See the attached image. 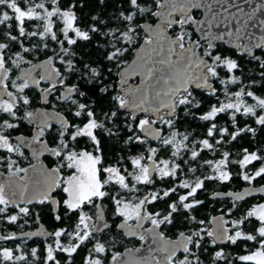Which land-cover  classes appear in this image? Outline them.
<instances>
[{
	"label": "snow or ice",
	"instance_id": "obj_1",
	"mask_svg": "<svg viewBox=\"0 0 264 264\" xmlns=\"http://www.w3.org/2000/svg\"><path fill=\"white\" fill-rule=\"evenodd\" d=\"M88 2L70 0L65 6V0H0V168L6 165L10 177L23 181L0 183V264H75L78 250L89 244L83 264H104L108 249L101 234L111 229L105 220L106 201L114 206V216L122 218L117 228L139 234L141 241L146 236L153 238L156 248L134 264H204L202 256L209 248L210 264H233L225 248L239 246L238 242L259 246L255 252L240 256V261L264 264V203L235 216L238 202L249 194L247 190L243 195L223 194L233 203L211 218V229L202 227L205 220L193 214L205 204L198 192L207 190L206 181L230 182L234 166L240 169L236 175L249 185L264 179V147L259 141L254 148L249 141V147H243L236 159L230 151H220L238 138L247 140L250 135L256 140L257 128L264 132V0H154L161 11L144 6L146 0H95L98 11L87 18L83 12ZM109 7L112 11L105 16ZM197 9L204 10V21L194 18L193 10ZM146 13L162 17L164 28L140 23L139 18ZM193 25L207 41L202 54L196 51L201 42L192 40L187 31ZM221 26L224 31H213ZM166 29L175 34L169 37ZM141 31L145 36L136 49L138 58L125 67L126 54L136 45ZM226 37L240 58L217 51L214 41ZM93 41L102 57L95 65L76 51L82 47L80 42ZM41 55L46 59L33 63V58ZM105 62L119 70L120 91L111 96L110 110L99 119L80 81L95 85L101 94L109 93L110 86L103 83L107 79ZM56 63L65 66L63 71ZM37 68L41 69L39 78L33 75ZM106 71L111 74L112 68ZM133 76L141 77L140 85L129 84ZM72 77L76 83L71 82ZM42 81L48 86L41 88ZM33 88L39 89L43 104L60 89L55 99L67 112L55 114L54 147L41 139L53 127L50 115L39 113L40 125L31 143L39 144L53 157L55 166H31L32 175L25 180L19 174H28L29 168L20 167L13 155L23 156L21 148L29 141L13 133L20 130L22 122L35 123L36 114L29 110L32 99L26 91ZM202 105L207 106L206 111H201ZM137 113L147 115L140 118ZM184 117L199 121L197 127L206 131L196 135L181 131L179 124ZM225 117L221 125L219 120ZM106 141H113L108 154L111 161L105 153ZM137 145L147 147L133 154ZM162 152L170 153L169 158L160 159ZM204 152L219 153L221 158L204 160ZM205 166L214 174L196 176ZM65 168L72 170L71 174L61 179ZM189 173L195 178L190 179ZM180 189L186 190L184 194ZM254 190L264 191V186ZM220 195L213 193V198ZM160 202L166 207L154 210ZM36 205L46 206L58 223H72L52 232L21 236L8 228L22 227L18 222L30 217ZM36 215L39 220V213ZM180 217L186 224L201 227L179 231L175 240L167 239L161 226H175ZM130 220L136 224L130 225ZM145 221L150 228L143 227ZM31 236L45 238L43 256L37 248L25 254L22 237ZM158 254H163L161 259H157ZM111 260L116 264L119 254H113Z\"/></svg>",
	"mask_w": 264,
	"mask_h": 264
},
{
	"label": "trees",
	"instance_id": "obj_2",
	"mask_svg": "<svg viewBox=\"0 0 264 264\" xmlns=\"http://www.w3.org/2000/svg\"><path fill=\"white\" fill-rule=\"evenodd\" d=\"M70 2V0H65V6H67V3ZM152 5V6H151ZM144 6L146 7H152V11H158L159 9H157L155 7V2L154 0H146ZM98 11V8L96 6L95 0H89L87 6L84 9L83 15H85L87 18H90V16L92 14H95V12ZM112 11V8L109 7L106 11H105V16L108 15V13H110ZM194 17L196 16L195 13H193ZM174 18H178V16H174ZM157 19L156 16H152L150 13H146L144 16L139 18V22L143 23V22H155V20ZM84 27H87V19L84 22ZM175 27V26H174ZM169 33H172L173 35L175 34L173 32L172 29H168ZM178 31V29H177ZM187 31L189 33H191V39L192 40H198L197 36L195 35L194 32H192V27L189 26L187 27ZM143 32L141 31L140 34V38L137 41L136 45H139V43L141 42V39L143 36H145L144 34H142ZM82 47L77 48V54L78 56L82 57L84 61H93L94 65L95 62L99 61L102 59V57L99 55L96 47H95V41H93L92 43H88V42H80ZM217 45V51H221L224 54H229L231 53L233 55L234 58H240V54L238 52L237 49H232V48H228L225 46V44H223L222 42H218L215 43ZM201 49H198L199 52L202 54L203 51V47L206 46V42H201ZM134 46V47H135ZM133 47V48H134ZM133 48L130 49L129 53L126 54V61L130 60L132 55H133ZM257 54H260V51L257 50ZM244 59H247V57H244ZM108 67L112 68V73L108 74L106 69ZM119 71L118 69H116L114 67V65H112L110 62H105L104 64V75L107 76V79H105L103 81L104 85H109L110 86V91L107 94H101L99 92L98 87H96L95 85H89L87 84L86 81H80V83L82 84V90H85L87 92V102L90 103H94V106L97 110V117L99 119H103V113L108 112L112 106V101H111V96L115 95L118 91V84H117V80H118V75H116L115 72ZM74 83L77 82L76 77H73ZM95 88V91H93L92 89ZM207 110V106L206 105H202V109L201 111H206ZM180 115L183 117L184 114L183 112L180 113ZM141 117V116H139ZM123 119V117L121 118ZM226 117L224 119H220L219 123L221 125L225 124L226 121ZM242 121L244 120L243 117L240 118ZM199 123V121H193L191 117H184V120L182 123L179 124V128L181 131H191L194 133V135L196 134H200L201 132L206 131L205 129H201L199 127H197V124ZM160 127H164L162 125H157ZM241 126H243V124H241ZM253 127H257L254 122L252 124ZM167 130L165 129V132ZM249 141H251L253 148L256 146L257 141L260 142L259 146L264 147V132H261L259 128H257V138L256 140H252L251 136L249 135L248 139H240L238 138L237 141H233L229 144H226L223 146V148L220 149V151H225L228 150L232 153V159H236L237 158V154L241 152V149L243 147H249ZM150 144H152L153 146H156L158 142H151L149 141ZM117 147H122L123 145H116ZM112 147H113V141H106V147H105V153L106 155H108L109 153H111L112 151ZM147 147V145L144 146H140L137 145L135 146V148L133 149V154H138L141 151L144 150V148ZM253 148H250V150H253ZM170 156V153H164L162 152L160 154V159H168ZM203 159L204 160H219L221 158L219 153H212V152H204L202 153ZM112 156L108 155V160L111 161ZM203 161L201 160L200 163H202ZM193 166H197L195 163L193 164ZM257 167H259V164L256 165ZM240 171L238 166H234L231 169V174H232V180L230 182H226V183H220L219 181L216 182H212V181H206V191H200L198 192V198L199 199H203L205 201V204L203 206H200L198 210L194 211L193 214L197 217V219H203L205 220V224L202 227H205L207 229H209V222H210V218L212 215L216 214V213H220L222 211H226L227 208L231 207L233 201L231 198H215L212 199L209 197L208 194H210L212 191L214 190H218V189H222V190H237L239 188H241L242 186L248 184L247 182L241 180L239 178L238 175H236V173H238ZM213 170L211 168H208L207 166H205L202 169H198L197 173L195 174L196 176H200L203 177L205 175H213ZM188 177L190 179H194L195 177L193 176V174L189 173ZM264 183V179H259L257 181H254L252 184H263ZM166 186H171V185H166ZM186 190L184 189H180L179 192L180 194H184ZM177 198L176 196L173 197V199ZM108 202V201H106ZM171 202V201H169ZM260 200H255L252 197H247L241 201L238 202V206H239V211L235 213V216H239L241 212H246L247 210H249L254 204L256 205L257 203H260ZM151 207V206H150ZM166 205L163 204L162 202L158 203L157 207L154 209L156 211H160L163 208H165ZM49 210H45L43 208L42 211H40V215H42L41 219L49 226L54 225V223H50L51 221V216L48 214ZM235 216L233 218H235ZM29 220L30 217H28ZM71 223V221H69L67 223V225ZM196 227H201V226H196V225H191V224H186L183 217H180L176 223L175 226L169 225L167 227L165 226H161V230L164 231L165 235L168 237H176L179 233V231H185L186 233L189 232L190 230L196 228ZM207 239V238H206ZM239 243V246H235V245H230L225 248V252L229 254V258L231 259V261L233 262V264H254V262H242L239 260V257L242 255L247 254L248 252L252 251L254 248H256L258 245L253 244L252 242H247V244L245 245V243ZM212 252V249L209 248V253L208 254H204L202 256V259L204 261V264H210V254Z\"/></svg>",
	"mask_w": 264,
	"mask_h": 264
},
{
	"label": "flooded vegetation",
	"instance_id": "obj_3",
	"mask_svg": "<svg viewBox=\"0 0 264 264\" xmlns=\"http://www.w3.org/2000/svg\"><path fill=\"white\" fill-rule=\"evenodd\" d=\"M193 13L196 14V16L194 18H198L201 15L200 10H193ZM175 16H178V15H175ZM192 30H193V28H192ZM143 38H144V36L142 37L139 45L141 43H143ZM197 38H198V36H197ZM198 40H199V38H198ZM199 41L207 43L206 40H199ZM139 45H137V46H139ZM137 46H135L133 48V50H132L133 52ZM43 59H46V57H44L42 55L39 57H35V58H33V63H39ZM55 66L57 68H59L61 71H63V68L65 67V66L59 65V63H56ZM28 67H29L28 65H22V68L27 69ZM40 71H41V69L37 68L33 72V75H37ZM16 74L20 75L19 69L16 70ZM37 78H39L38 75H37ZM135 81H136V79L133 80L132 82H135ZM71 82L74 83L73 77L71 79ZM47 86H48L47 82H44V81L41 82V85H40L41 88L47 87ZM13 91H14V89H13ZM26 91L29 92L30 98L32 99V104L29 108L30 111H34L37 108H45L47 111L60 112L62 114H66V112H67L66 106L62 105L59 101H57L55 99V97L57 95H59L60 89L53 91L52 96L49 97V103L48 104L42 103V101L40 99L41 93H40L39 89L33 88L30 90H26ZM49 122L52 123L53 127L51 129H49L48 131H46L45 136L42 137L41 139L47 141L49 147H54L55 143L53 142V136L55 135V128L57 127V125H56L55 121H53V120H49ZM34 130H35V123L29 124L27 122H22V126H21L20 130L18 132L13 133L14 136L15 135H23L29 141L28 146L21 148V151L24 153V155L23 156L13 155V159H16L18 165L22 168H27V167H29V166L33 165L34 163H37V162H40L44 168L54 167L55 164L52 163L54 158L51 157L46 151H43L39 144L31 143L32 137L34 135ZM82 146L83 145H81V147ZM71 171L72 170L65 168L61 172L60 178L61 179L66 178L68 175L71 174ZM19 175L24 176V178L26 179L25 173H20ZM10 180H16L19 183L23 182V181H19L18 177H10L8 174L7 166L5 165L3 168H0V183H4L5 181H10ZM262 185H264V183ZM250 197H252L255 200H260L261 201L260 203L264 202V198L259 196V195L250 196ZM105 203L107 204V207L104 209V214H105L107 221L109 222V225L111 226V229H110V231H107V232L101 234L103 237V240L106 242V248L108 249V251L104 254L103 259H104V264H112L111 257L113 254H119V256H121L125 250H129L131 253H136L138 249H140L144 246V243H143V241L140 240L139 234L138 235H126L124 233L125 232L124 228H117L116 227V225L121 222L122 218L114 216V214H113L114 207L110 203V201L105 202ZM43 208L45 210L48 209L46 206L36 205V211H34L33 214L31 215L32 219L29 220L27 217V219L29 220V224L24 223V220L26 219V217H25L24 219H22L18 222L19 225H22V227H19L16 225H10V226H8V228L11 231L16 232V234H18V233H20L24 230H27V229H30V230L35 229L38 226V224H40V223H43L46 226V228H48L51 232L54 231L56 229V227H66L67 226V223L69 221L66 220L62 224L58 223L57 221L54 220L53 215L50 211L48 212V214L51 216L50 223H54V225H52V226L47 225L41 219V217H39V220L35 219L36 213L38 212L40 214V211H42ZM89 214H92V213L90 212ZM74 220H75V217H73V221ZM71 223H72V221H71ZM135 223H136L135 220L129 221L130 225H134ZM149 226H151L150 223L145 221L143 224V227L148 228ZM22 239H24V241H25L23 244H21V247L25 250V254H29L31 252L32 248H37L39 254L41 256L44 255L45 239L37 238V237H32L30 239L22 237ZM51 242H52L51 240H48V243H51ZM18 243H19V241H18ZM65 243H67V241H65ZM90 247H91V244H89L87 247H84L82 250H78V254L75 255V257H74L75 264H83V259H84L85 255H87L88 249ZM180 256H181V254L178 253L177 257L179 258ZM62 264H63V261H62Z\"/></svg>",
	"mask_w": 264,
	"mask_h": 264
},
{
	"label": "water",
	"instance_id": "obj_4",
	"mask_svg": "<svg viewBox=\"0 0 264 264\" xmlns=\"http://www.w3.org/2000/svg\"><path fill=\"white\" fill-rule=\"evenodd\" d=\"M197 10H200L201 15L198 18H195V19L198 20V21H204L206 19L204 10L203 9H197ZM158 11H161V10L159 9ZM175 15H178V14L174 13V16ZM156 17H157V19L155 20V22L146 21V22H143L142 24H145L146 26L151 25L153 29H162V28H164L163 18L160 17V16H156ZM231 27L234 30L235 29V24L231 25ZM192 28H193V32L198 36L199 40H204V39L201 38L202 37V33L196 28V26L193 25ZM213 31L222 32V31H224V28H223V26H221L219 28H214ZM165 32H166V35H168L169 37L173 36L171 33H169L168 29H166ZM143 34H145V33L143 32ZM218 42H222L228 48L236 49L233 44L227 42V37L225 38V40L214 41V43H218ZM241 43H246V41L241 40ZM139 46H137L136 49H138ZM136 49L134 50L133 56L127 62L125 67L127 65L132 64L135 60H137L138 57H137ZM196 51L199 52L198 50H196ZM135 79H136V81L132 82ZM140 83H141V77H139V76H133L129 80V84L133 85V86L140 85ZM117 84H118V87H120V77L119 76H118ZM33 112L36 114V117H35V129L40 125L39 113H41V112L49 113L50 120H53V121H54L55 114L57 113V112L47 111L45 108H37ZM142 114H145V113H137L138 116H140ZM145 115H147V114H145ZM154 127H160V126L155 125ZM150 141L152 143L153 142H157V141H154V140H150ZM31 166H36L37 168H40L42 166V164L40 162H37V163H34ZM31 166L27 167V168H29V173L26 174V179L25 180H28L29 176L32 175ZM20 183H23V182H20ZM261 186H264V185H262V184H251V185L246 184V185L242 186L241 188H239L237 190H222V189H218L217 190L216 189V190L212 191L208 195H209L210 198L214 199L213 198V193H220L221 195L219 197H217V198H229L228 196H225L223 194L224 193H240V194L243 195L245 193V191L247 190L249 194L245 195L244 199L247 198V197L256 196V195H259V196L264 198V191H255L254 190V189L261 188ZM218 215H220V213H216V214L212 215L211 218L213 216H218ZM211 218H210V221H211ZM105 220L107 221L106 217H105ZM150 227L151 226H149L148 228H150ZM213 227H214V225L209 222V228L211 229ZM38 231H40V232H44V231L51 232L48 228H46V226L43 223H40V224H38V226L35 229H32V230L27 229V230H24V231L18 233L17 235L21 236L22 233H28L29 235H31L32 233H36ZM132 231H136L135 228H133ZM124 233L126 235H133L132 232L129 231L128 229H125ZM136 235H138V234H136ZM177 236L174 237V238L166 236V238L169 239V240H175L177 238ZM32 237L45 239L42 236H31V238ZM152 241H153V238L151 236H146L145 239L143 240L144 246L142 248L138 249L136 253H131L129 250H125L124 253L120 256V261L116 262V264H121V262H128V264H134L135 261H138V260H141L144 257H147L149 255V250L156 248V245L153 244ZM162 256H163V254H158L157 255V259H161ZM112 264H113V262H112Z\"/></svg>",
	"mask_w": 264,
	"mask_h": 264
},
{
	"label": "rangeland",
	"instance_id": "obj_5",
	"mask_svg": "<svg viewBox=\"0 0 264 264\" xmlns=\"http://www.w3.org/2000/svg\"><path fill=\"white\" fill-rule=\"evenodd\" d=\"M152 6V5H151ZM149 8H151L152 9V7H149ZM145 35V34H144ZM133 56V55H132ZM129 61V60H128ZM127 61V62H128ZM118 72L119 71H117V72H115L116 73V75H118ZM119 76V75H118ZM119 89H118V91H120V87H118ZM141 117L140 118H144L145 117V114H142V115H140ZM111 203V202H110ZM262 203H264V202H262ZM258 204H260V203H257L256 205H258ZM253 206H255V204L253 205ZM252 206V207H253ZM114 207V206H113ZM251 207V208H252ZM250 208V209H251ZM39 217H42V215H40L39 214ZM30 219H32V216H30ZM35 219H37V215H35ZM25 220H27L28 222H27V224H29V220L27 219V217H26V219ZM258 249V246L256 247V248H254L252 251H250V252H248L247 254H245V255H248V254H251V253H253V252H255L256 250Z\"/></svg>",
	"mask_w": 264,
	"mask_h": 264
}]
</instances>
